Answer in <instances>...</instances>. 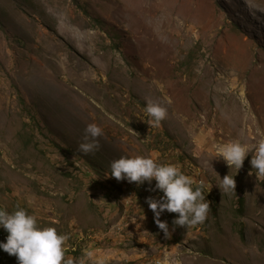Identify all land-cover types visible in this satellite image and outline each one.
Returning a JSON list of instances; mask_svg holds the SVG:
<instances>
[{"label": "rangeland", "instance_id": "374dc122", "mask_svg": "<svg viewBox=\"0 0 264 264\" xmlns=\"http://www.w3.org/2000/svg\"><path fill=\"white\" fill-rule=\"evenodd\" d=\"M147 99L167 110L152 126ZM89 123L102 134L84 154ZM260 139L264 0H0V207L65 235V259L264 264ZM233 140L249 152L238 171L217 156ZM135 155L202 185L205 220L178 226L165 210L166 238L146 203L155 180L109 175ZM226 174L235 191L220 190Z\"/></svg>", "mask_w": 264, "mask_h": 264}, {"label": "clouds", "instance_id": "9594fccd", "mask_svg": "<svg viewBox=\"0 0 264 264\" xmlns=\"http://www.w3.org/2000/svg\"><path fill=\"white\" fill-rule=\"evenodd\" d=\"M166 111L159 101L146 100L145 113L149 118L146 122L149 125L163 120ZM84 131L83 142L78 145V150L88 154L98 149L96 137L102 134V129L95 123H89ZM248 153L240 141L233 140L219 147L217 156L222 157L229 168L235 167L238 171ZM250 164L256 170V176L264 177V139L256 144ZM109 168V175L117 180L124 179L137 184L145 181L151 184L155 180L154 189H158L162 195L159 198L146 197V203L166 238L171 233L167 224L159 219L165 210L177 213L174 225L187 227L205 220L209 202L203 194V186L193 187V181L172 164H161L149 157L135 155L113 159ZM219 188L224 192L235 191L234 175H224ZM5 231L7 236L0 241V250L14 255L17 264H79L71 258L65 259L63 244L66 236L58 234L54 227L39 225L37 218L23 208L17 207L10 212L0 207V234Z\"/></svg>", "mask_w": 264, "mask_h": 264}, {"label": "trees", "instance_id": "16d2710c", "mask_svg": "<svg viewBox=\"0 0 264 264\" xmlns=\"http://www.w3.org/2000/svg\"><path fill=\"white\" fill-rule=\"evenodd\" d=\"M6 236H7V232L6 231L5 232H2V234H0V241L5 240ZM3 253H4V251L3 250H0V258H1L0 259V264H3V261H5V259H3Z\"/></svg>", "mask_w": 264, "mask_h": 264}]
</instances>
